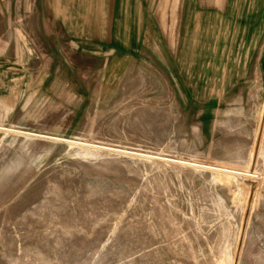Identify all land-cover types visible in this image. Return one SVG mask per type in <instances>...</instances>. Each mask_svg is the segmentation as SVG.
<instances>
[{"label": "rangeland", "instance_id": "374dc122", "mask_svg": "<svg viewBox=\"0 0 264 264\" xmlns=\"http://www.w3.org/2000/svg\"><path fill=\"white\" fill-rule=\"evenodd\" d=\"M256 1L74 3L92 49L32 33L26 4L0 96V264H264V40L232 49L235 19L209 17Z\"/></svg>", "mask_w": 264, "mask_h": 264}, {"label": "crops", "instance_id": "0c3cea01", "mask_svg": "<svg viewBox=\"0 0 264 264\" xmlns=\"http://www.w3.org/2000/svg\"><path fill=\"white\" fill-rule=\"evenodd\" d=\"M119 1H137L144 0H0V96L3 97V81H8L9 73V51L13 43H16L17 57L19 56V42H23L20 38V34L26 32L25 27L21 26L20 23L24 22V15L21 12L25 9L26 4H33V18H43V24L33 21L32 33H43V34H64L68 39H73V34H82L79 40H76L81 44V48L92 49L95 44H100L95 42L93 39H89L87 34L89 31L86 26L83 25V18L88 19L89 13L86 15L82 13V5H80V10L76 16L73 14V9L76 8L74 3H98L100 2V9L106 8L107 17L114 18L117 9L115 10V4ZM182 3V8L189 7L190 2H192V10H187V17L200 16V5L197 4L201 0H179ZM232 1V0H229ZM255 1V0H254ZM212 2V0H210ZM256 2L260 3V0ZM264 2V1H263ZM103 3V4H101ZM106 3H111L107 5ZM257 3V4H258ZM264 5V4H263ZM213 5H210L212 7ZM214 10H209V17L214 18L217 21L219 17H228L235 19L231 23L230 31L227 29L225 34H231V37L225 38L226 42L231 43L232 49H257L264 40V10H249V9H229L222 11L216 10V5ZM16 7V25L13 24V11ZM87 7V6H86ZM118 7V6H117ZM227 7V5L225 6ZM40 9V14L37 15V9ZM98 8V6H95ZM42 11V13H41ZM183 13V14H184ZM136 9L133 17H136ZM76 18V26H73V19ZM232 19V20H233ZM82 23V24H81ZM113 23V22H112ZM215 23V22H214ZM226 23V22H225ZM213 27V26H212ZM113 24H111L110 32L112 33ZM214 30L217 34V25L214 24ZM213 31V30H212ZM104 33V30L100 27V34ZM13 35L17 37L14 38ZM218 40V39H216ZM93 41V42H92ZM73 43V41H72ZM234 44V45H233ZM119 45V44H117ZM90 47V48H89ZM137 44L134 42L133 47L128 49L122 48L120 45L117 47L120 50H127L129 54L134 53ZM78 49L80 47H77ZM82 49V50H83ZM126 53V52H125Z\"/></svg>", "mask_w": 264, "mask_h": 264}, {"label": "bare ground", "instance_id": "6f19581e", "mask_svg": "<svg viewBox=\"0 0 264 264\" xmlns=\"http://www.w3.org/2000/svg\"><path fill=\"white\" fill-rule=\"evenodd\" d=\"M248 175V174H247Z\"/></svg>", "mask_w": 264, "mask_h": 264}]
</instances>
